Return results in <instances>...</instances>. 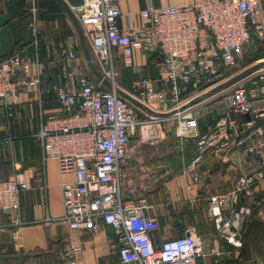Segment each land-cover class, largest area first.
<instances>
[{
  "label": "built area",
  "instance_id": "1",
  "mask_svg": "<svg viewBox=\"0 0 264 264\" xmlns=\"http://www.w3.org/2000/svg\"><path fill=\"white\" fill-rule=\"evenodd\" d=\"M36 0H27L29 30L34 52L31 56L14 51L0 59V107L9 116L19 112V94L36 87V97L26 104L36 107L38 129L35 137L42 149V159H55L61 172H72L74 180L61 182L63 208L61 217L70 230L94 231L102 222L109 225L115 240L111 249L119 264H197L206 255L200 237L192 230L163 239L155 245L152 233L159 228L153 206L145 197H130L122 190V165L129 158V139L138 133L143 141L152 142L163 117L140 118L130 102L116 92L114 70L117 58L124 68L134 66L133 56L142 51L146 58L157 55L154 74L138 76L127 92L148 111L154 113V103L174 110L179 136L197 139V152L191 161L187 190L198 182L195 168L211 149L227 147L228 129L238 127L234 121L221 120L215 129L223 137L217 139L215 130L199 135L196 121L189 114L191 89L210 84L211 87L229 80L238 53L252 42L254 31L264 32V0H207L181 5H147L138 12L137 27L118 24L122 17L115 0H84L70 6L79 22L88 49L97 69L112 84L106 88L101 81L87 76L71 66L77 59L72 49L51 53L47 59L54 75L42 86L43 65L37 46L33 16L38 11ZM31 18V17H30ZM47 62V61H46ZM259 68L249 79L264 80V55ZM244 81H238L229 97L231 108L241 114L251 110ZM254 85V84H253ZM207 86V87H210ZM252 86V85H251ZM250 97L258 95V89ZM206 88V87H204ZM264 96V86L261 87ZM45 96H48L45 98ZM193 99V98H192ZM261 99H264L262 97ZM46 102L57 105L45 108ZM264 118V106L254 112V119ZM254 120L243 123L245 137L250 136ZM260 139L254 145L262 157L259 166L249 175L236 179L225 195L212 196V217L219 235L237 248L241 245L239 220L251 210L241 204V198L264 190V131L256 128ZM235 133V132H234ZM4 139L0 136V145ZM7 142H10L7 140ZM28 189L26 177L16 171L10 180L0 179V213L11 216L13 225L22 224L19 215L20 194ZM193 197L190 195L189 200ZM229 214L226 218L222 210ZM81 247L72 241L64 247L68 264H75ZM216 253L215 248H211Z\"/></svg>",
  "mask_w": 264,
  "mask_h": 264
},
{
  "label": "crops",
  "instance_id": "2",
  "mask_svg": "<svg viewBox=\"0 0 264 264\" xmlns=\"http://www.w3.org/2000/svg\"><path fill=\"white\" fill-rule=\"evenodd\" d=\"M115 1L122 12L118 24L137 27L140 24L138 12L149 4L181 5L207 0ZM35 26L44 70L42 86L51 82L50 75L57 70L48 64L51 53L56 55L68 49L74 50L77 55L71 66L89 77L93 76L68 18L41 20L35 22ZM23 36V42L16 51L31 56L34 46L30 30L25 31ZM262 55L264 32L254 31L251 44L236 56L233 66L236 70L231 74L257 64ZM133 63L131 69L136 70L133 79L154 74V66L142 51L134 53ZM235 87L215 93L188 111L196 121L199 135L215 130L217 139H220L223 134L215 129L219 121L239 124L228 129V137L222 138L228 142L225 149H211L205 153L195 168L199 180L192 185L191 191L186 186L190 181L188 170L197 152V139L178 135L174 110L165 109V112L159 113L163 121L152 142L143 141L138 133L130 137L131 153L122 165L123 194L147 198L154 207V213L159 214V228L152 233L154 244L158 245L168 237L180 236L190 229L200 237L206 252L205 256L197 259V264H264V190L255 188L251 195L241 198L240 203L251 212L240 216L238 230L241 245L237 248L219 235L212 217L213 204L209 200L212 196L225 195L236 179L249 175L259 166L262 157L254 145L260 139L255 129L264 131V118L254 119V112L264 106V99L250 101L251 110L245 114L238 113L228 101ZM249 88L251 92L255 89L254 85ZM35 97L36 87L21 92L20 113H15L14 117L0 107V136L4 139L0 145V179L10 180L16 171H21L28 184V189L20 194L22 224L15 226L10 215L0 213V264H68L64 247L69 241L81 247L75 264H119L117 255L111 249L115 234L109 225L99 222L94 231H73L61 219L64 212L61 182L73 181L74 175L72 172H61L55 159H42V149L35 137L38 129L36 107L26 104ZM153 105L159 106L157 103ZM45 108L55 109L57 105L46 102ZM132 108L138 114L151 113L146 108L134 105ZM251 120L254 122L249 138L238 144L245 137V127L240 125ZM190 195L192 200H189ZM221 215L226 218L229 214L223 209ZM211 248H215L216 253H212Z\"/></svg>",
  "mask_w": 264,
  "mask_h": 264
},
{
  "label": "water",
  "instance_id": "3",
  "mask_svg": "<svg viewBox=\"0 0 264 264\" xmlns=\"http://www.w3.org/2000/svg\"><path fill=\"white\" fill-rule=\"evenodd\" d=\"M84 2V0H36L34 6L38 8V11L33 16V19L41 21V20H52L57 18H68L77 34L78 40L81 45V52L87 67L92 72L93 76L102 82V84L111 89L112 84L105 77H103L102 73L97 69L94 64L88 46L86 45V41L83 35L82 28L74 16L70 6H77ZM23 15L28 19H32V16L28 11V3L27 0H12L5 7L0 6V59L4 58L7 55L12 54L15 49L23 42V30L21 27L20 17ZM31 17V18H30ZM259 68L258 64H255L243 71L236 73L232 76L228 82L224 84L217 85L213 87L210 91L201 94L193 99H191L185 107L192 106L200 101H203L215 93L222 91L224 88L229 87L230 85L238 82L244 81V89L247 98L252 101L255 99H261V87L264 86V80L260 79H249V77ZM236 68H233L231 71H235ZM229 73V71H227ZM256 85L258 89V95L256 97H250L249 87L251 85ZM210 86V84L205 85L204 87ZM116 92L130 102L132 105L138 108H146L139 101L134 99L130 94L124 92L120 88H116ZM189 234V231L184 233L185 236Z\"/></svg>",
  "mask_w": 264,
  "mask_h": 264
},
{
  "label": "rangeland",
  "instance_id": "4",
  "mask_svg": "<svg viewBox=\"0 0 264 264\" xmlns=\"http://www.w3.org/2000/svg\"><path fill=\"white\" fill-rule=\"evenodd\" d=\"M9 1L10 0H0V6L1 7H5L9 3ZM86 45H87V43H86ZM15 51H16V49H15ZM244 63H246V62L244 61ZM153 72H154V70H153ZM231 72L224 74V78H227L228 74H231ZM134 76H136V70H134V69L133 70L132 69H128L127 70L126 68H124L122 66L120 58H117L116 67H115V70H114V79H115V82H116L115 83L116 86L118 88L122 89L124 92H130L131 91V86H130L131 82H130V80H132L134 78ZM92 78H94V77L92 76ZM226 82H228V80H226V81L224 80L223 82H221V84H224ZM212 88L213 87H211V86L204 88V86L202 85L201 87H196V88L191 89V91H190V93L188 95L189 98H190L189 101L192 98H195L197 96H200L203 93H206V92L210 91ZM227 88H229V87H227ZM225 89L226 88H224L223 90H225ZM222 91H220V92H222ZM200 102H202V101H200ZM197 104L198 103L194 104L193 106H195ZM152 108L155 110L154 113L140 112L138 114L139 117L140 118H142V117L143 118H148V117H151L152 115H156V116L159 115L160 117H162L159 113L165 112L164 111L165 108L160 107V106H153ZM163 179L164 178H162V182H163Z\"/></svg>",
  "mask_w": 264,
  "mask_h": 264
},
{
  "label": "trees",
  "instance_id": "5",
  "mask_svg": "<svg viewBox=\"0 0 264 264\" xmlns=\"http://www.w3.org/2000/svg\"><path fill=\"white\" fill-rule=\"evenodd\" d=\"M12 0H10L9 2H11ZM20 21H21V27H22V30H23V34L25 33V31L29 30V19L26 18L25 15H23L22 17H20ZM6 57V56H5ZM149 59V63L153 65V63L158 59L157 55L154 54L152 57L148 58ZM128 70V68H127ZM50 80V78H49ZM131 82V80H130ZM147 199V198H146ZM149 202V200H147ZM152 204V203H150ZM153 206V205H152ZM153 210H154V207H153ZM155 214V213H154ZM156 216V219L158 221V224H159V214H155Z\"/></svg>",
  "mask_w": 264,
  "mask_h": 264
}]
</instances>
